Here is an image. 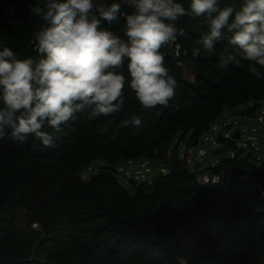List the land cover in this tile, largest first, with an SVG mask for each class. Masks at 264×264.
<instances>
[{
	"label": "trees",
	"instance_id": "16d2710c",
	"mask_svg": "<svg viewBox=\"0 0 264 264\" xmlns=\"http://www.w3.org/2000/svg\"><path fill=\"white\" fill-rule=\"evenodd\" d=\"M38 1L0 0L1 21L30 28L23 40L0 37L20 59L36 56L33 34L40 20L26 17ZM189 24L184 17L178 27L191 38L196 33ZM110 27L122 35L123 19ZM179 42L180 60L199 73L198 85L182 80L179 65L165 56L178 84L167 107L144 109L126 86L125 105L116 114L90 120L87 112L77 113L81 121H69L60 132L45 126L55 137L50 148L31 137L25 143L0 140V223L10 224L21 210L47 236H64L40 264H264V199L252 186H264V163L257 168L224 158L214 168L222 181L201 187L187 173L178 145L172 146L176 138L206 133L224 105L264 99V80L251 75L247 60L240 59L243 68H220L219 58H193L187 40ZM132 116H140L139 127L125 123ZM127 159H149L166 173L126 188L115 170ZM98 161H104L98 173L83 179ZM235 167L251 177L237 178ZM25 249L0 244V264H27L18 260Z\"/></svg>",
	"mask_w": 264,
	"mask_h": 264
},
{
	"label": "clouds",
	"instance_id": "9594fccd",
	"mask_svg": "<svg viewBox=\"0 0 264 264\" xmlns=\"http://www.w3.org/2000/svg\"><path fill=\"white\" fill-rule=\"evenodd\" d=\"M122 3L132 11L123 12ZM31 11L40 20L36 56L20 59L7 46L0 50V140L31 137L50 148L55 137L45 126L60 132L77 113L116 114L125 105L126 86L144 109L167 107L178 84L161 49L190 39L178 27L184 17L206 28L193 58L212 54L227 38L220 68L239 64L240 56L251 75L264 80V0H243L238 8L222 7L220 0H190L187 8L178 0H43ZM121 19L119 35L110 26ZM125 123L139 127L142 120L132 116Z\"/></svg>",
	"mask_w": 264,
	"mask_h": 264
},
{
	"label": "rangeland",
	"instance_id": "374dc122",
	"mask_svg": "<svg viewBox=\"0 0 264 264\" xmlns=\"http://www.w3.org/2000/svg\"><path fill=\"white\" fill-rule=\"evenodd\" d=\"M121 1V0H120ZM39 4H43V0L38 1ZM94 2H103V0H94ZM243 2V0H220L221 6H226L229 4L235 5L237 8L240 6V4ZM38 4V5H39ZM123 4V3H122ZM124 5V11L130 13L129 11H132V9L128 8L127 5ZM185 5V3H184ZM186 6V5H185ZM188 7V6H187ZM34 17L33 15H28L26 19H31ZM189 18V17H187ZM190 24L188 25V31L190 33H196L194 34L190 39L181 38V40H187L186 43H189V45L193 48L196 46L195 42L197 39H199L205 31H201L200 29H197L193 27L194 23H197L200 25L199 19H192L189 18ZM5 31V34L1 31ZM29 27L22 23H15L14 25L8 24V22H3L0 20V37L5 39V37L9 39H24V36L27 35L29 31ZM226 37H228V33H225ZM189 36V34H188ZM179 41V39H178ZM180 43V42H179ZM227 43V38L223 41H220L217 43V46L212 54L202 53L200 57H204L207 59H216L219 58V53L222 51L224 44ZM12 43L8 40H3L0 42V50H2L3 47L9 46ZM182 47V45H181ZM163 51L164 55L166 57H170L172 60H174L177 65L180 67V73L182 80L191 83L193 85H198L197 77L198 74L195 70H193L192 67H189L185 63L181 62L180 59H175L173 56L170 55V53L167 51V47L164 48ZM239 59H243L242 57L238 56ZM234 65L236 67L243 68V61H240L239 64H230ZM206 77H211L210 75L206 74ZM3 105L0 104V107ZM250 108H253L252 110H248ZM260 118L264 120V99L259 100H253L248 101L244 104H239L238 102H235L231 105H224L219 112V115L210 125V128L208 132H210L211 141L205 142L200 136L196 140H188V137H184V139H178L176 138L173 141V147L178 145V152L180 153L181 159L182 154L184 152L183 147L185 144L189 146V144H194L195 141H197V144L200 141L199 149L202 148L207 153V159L206 163L211 166L212 163H215L217 160H221L223 158H229L232 156H229L230 154L236 155L238 150H241V153L239 156L235 159H243L244 162L249 165H254L255 167L259 168L262 163H264V122L262 123L260 121ZM92 118H90L91 120ZM74 121L77 120L78 122L81 121V118L73 119ZM72 121V120H71ZM225 123V124H224ZM214 127H217V130H214ZM255 131V132H253ZM229 134V138L225 137V133ZM238 136L239 139L235 138V136ZM190 136V135H189ZM224 137L226 139H224ZM251 137H254L253 147L247 146V141L251 139ZM216 141V145H212L211 143H214ZM251 154V155H250ZM141 160H148L149 159H127L124 161H120L117 165L126 163L127 168L132 170L133 172L140 168L142 161ZM132 161V162H131ZM131 162V163H129ZM151 162V161H150ZM104 164V161H98L95 164L93 163L87 168V171H85L82 174L83 179H88L91 175H96L98 171L102 168V165ZM153 172L155 175L160 173L159 166H157L155 163L151 162ZM250 169V167H247ZM144 170L143 168H141ZM251 170V169H250ZM245 176L244 179H249L251 177L247 174L243 175ZM116 177L118 181L121 183L124 187H129L130 189L133 188V181L127 180L126 178H123L121 175L116 174ZM143 183V182H142ZM141 184V183H140ZM140 184H138L140 186ZM260 183H254L252 186L254 188L258 189V186ZM259 193L262 191L258 189ZM15 216V220L10 224H2L0 223V244H6L11 242L16 247H25L28 251V253L22 257H20L18 260H23L24 263L27 264H40L42 261H46L47 254L55 249L54 244L58 241H63V234L62 233H54L52 235L47 236L40 230V226L37 223V221H30L29 219L24 218V216L21 213V210H17ZM38 224L35 226V224ZM13 234V235H12ZM12 235L11 238H8L7 236ZM46 251V252H45ZM50 254V253H49Z\"/></svg>",
	"mask_w": 264,
	"mask_h": 264
},
{
	"label": "built area",
	"instance_id": "2783aa9c",
	"mask_svg": "<svg viewBox=\"0 0 264 264\" xmlns=\"http://www.w3.org/2000/svg\"><path fill=\"white\" fill-rule=\"evenodd\" d=\"M177 44L180 45L179 48H176L174 45H170L167 47V51L170 53L171 56H173L175 59H180L181 55V44L177 40ZM260 121L263 123L264 120L260 118ZM225 124V123H224ZM217 127H214V130H217ZM255 132V131H253ZM210 132H206L201 139H203L205 142H210L212 139L210 136ZM225 137L229 138V134L226 132ZM224 137V139H226ZM196 146L189 144L184 145L183 147V154H182V161L184 163V167L189 175H191L194 179L197 185L201 187L206 186H213L219 184L222 179L223 175L221 173H217L214 171V168L221 162V160H217L215 163H212L211 166L207 164L205 161L207 159V153L204 149L200 148V141ZM254 137H251L250 140L247 141L251 143V148L253 147V141ZM212 145H216V141L214 143H211ZM229 156H232V159L235 158L234 154H230ZM231 158V157H229ZM224 159V158H223ZM141 166L140 168L136 169L134 172L127 168L126 163L119 164L116 166L115 174L121 175L123 178H126L127 180H131L135 183H142L147 182L148 184L152 183L153 179L156 177L155 173L153 172V166L150 161L148 160H141ZM132 162V161H131ZM129 162V163H131ZM143 168L144 170H142ZM160 173H166V169L162 168L160 169ZM239 179H244L245 176H237ZM258 189H260L262 192L260 193L261 197L264 199V186L260 184L258 186ZM38 224L36 223L35 226Z\"/></svg>",
	"mask_w": 264,
	"mask_h": 264
},
{
	"label": "water",
	"instance_id": "95a60500",
	"mask_svg": "<svg viewBox=\"0 0 264 264\" xmlns=\"http://www.w3.org/2000/svg\"><path fill=\"white\" fill-rule=\"evenodd\" d=\"M235 138L239 139V137H238L237 135L235 136ZM193 145L196 146V145H197V141H195ZM247 146H248V147H251V143L248 142V143H247ZM240 153H241V150H238L237 153H236V155H235V158H237V157L239 156ZM250 155H251V154H250ZM234 171H235V173H236L238 176H243V175L246 174V171H245L244 169H242V168H239V167H235ZM147 184H148L147 182H143V183L140 184V187H142V186H146Z\"/></svg>",
	"mask_w": 264,
	"mask_h": 264
}]
</instances>
